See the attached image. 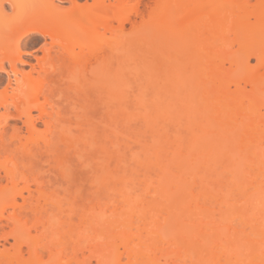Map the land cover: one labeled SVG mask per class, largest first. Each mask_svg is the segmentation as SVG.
I'll return each mask as SVG.
<instances>
[{
	"label": "bare ground",
	"instance_id": "1",
	"mask_svg": "<svg viewBox=\"0 0 264 264\" xmlns=\"http://www.w3.org/2000/svg\"><path fill=\"white\" fill-rule=\"evenodd\" d=\"M129 1L72 0L64 11L54 0H27L24 17L16 24L0 25V73L8 74V62L13 75L0 91V107L7 109L5 119L19 120L24 129L13 127L0 139V154H9L12 164L4 166V176L15 188L5 205L14 206L15 197L29 190L28 179L37 181L38 194L29 214L35 216L41 199L60 210L69 204L60 202L55 190L57 199L44 191L47 181L41 183L25 167L46 161L57 172L64 171L65 153L87 142L85 127L90 124L83 122L88 119L81 112L87 107L85 94L93 98L90 92L105 90L106 104L113 105L107 104L105 111L111 145L103 148L101 170L97 166L96 179L103 180L99 187L111 178L117 185L142 178L154 209L163 211L160 222H170L173 240L185 248L171 254L183 264L181 256L191 264H264V1L250 5L236 0H153L148 11ZM5 3L20 6L17 0H0V18ZM137 17L140 22L133 19ZM126 23L131 27L126 29ZM32 33L48 37V46L37 71H18L16 62L23 63V54H28L23 40ZM129 63L132 67L126 66ZM124 73L133 75L131 93ZM9 91L12 112L6 108ZM130 121L142 125L139 133L130 132L133 137L124 129ZM24 132L32 140L30 147L21 142ZM128 138L138 149L126 153L132 166L122 149ZM17 181L24 186L16 189ZM4 190L0 186L1 194ZM88 220L96 222L91 217L84 222ZM57 221L65 226L68 241L74 235L78 241L80 234L83 238L86 226L80 228V222ZM25 223L13 218L15 250L0 249V264H24L20 245ZM29 247L35 255L36 244ZM90 250L82 259L96 257ZM101 256L103 260L101 252L96 261ZM88 259L80 264L90 263ZM142 259L138 262L146 264ZM149 263L155 261L151 258Z\"/></svg>",
	"mask_w": 264,
	"mask_h": 264
},
{
	"label": "rangeland",
	"instance_id": "2",
	"mask_svg": "<svg viewBox=\"0 0 264 264\" xmlns=\"http://www.w3.org/2000/svg\"><path fill=\"white\" fill-rule=\"evenodd\" d=\"M17 1L19 2L20 6L16 8L11 7L8 3H5L3 5L4 15L0 18L1 26H6L7 24L8 25L16 24L22 17L25 16V14L29 12L28 11L29 4L27 0H17ZM71 1L72 0H54V3L59 5L65 11L69 9ZM77 1L84 2V0H77ZM236 1L237 2L245 1L248 4L253 5L258 0H236ZM105 2L111 3L113 2V0H109V2L105 0ZM152 2L153 0H130L129 4L135 5L139 10L141 9L143 11H148L147 9L149 6H151ZM133 19L136 20V22L138 20L140 22L141 18L137 17V19L136 18ZM129 24L130 23L125 24L126 29L131 27L130 26L131 24L130 25ZM23 41H24L23 50L26 51L28 54H23L22 56L23 63L16 62L17 70L26 72L33 68L36 69L35 71H37V69H39L38 64L42 61L43 49L48 46L47 42L49 41V38L42 37L39 34L32 33L27 35ZM235 48L236 45H234V49ZM134 62H132V64H134ZM254 63H255L254 59H251L250 65H254ZM132 64L129 63V65L126 64V66L130 67ZM227 66L228 65L225 64V67ZM4 67L6 68L8 74L0 73V91L4 87L8 75H10V77L13 76L8 62H5ZM130 71L132 72V68H130ZM127 72L129 71L127 70ZM124 74L127 77H129L128 84H131L130 82L132 83L134 82L135 85V81L130 78L131 76H133L132 73L130 74L124 73ZM240 85L241 87H244L246 90H249L250 88L249 85H244V83L242 82ZM132 86L133 85L131 84L130 89L128 88L130 90V91L128 90L130 93L132 90L134 91L135 88V86H133V88ZM94 88H97L98 90H100L101 88L102 90H104L102 87L99 88L93 87V90ZM136 88H137V84H136ZM233 88L234 87L231 85L230 89L233 90ZM88 89L89 88H87L86 90ZM102 90H100L99 92H101ZM103 93L90 92V94H93V98L89 94L88 95L85 94V96L89 97L86 98L87 107L86 110L84 107V111H81L82 110L81 108V110H79V113L80 111L85 112L84 115L86 119H88V121L83 119L84 116L82 113H80L81 116H83L82 117V119L84 120L83 122H85L86 125L90 124V127L84 126L85 129L87 128L89 130L86 136L87 142L85 140L87 145L83 142L84 140L82 141V139L85 138V136L83 135L80 141L83 142V144L85 145L83 144L81 145L79 143L80 144L78 145L79 147L77 146L75 147L77 148L76 150L70 151L69 149L70 152L69 154L66 151H64L67 148L65 147L63 148L64 149L63 152L64 153L66 152L65 153L66 158L64 157L65 160L62 161V165H61L62 167H64V171L61 167L62 170L58 168L59 172H57L55 168L51 167L53 165L51 166L50 164L47 165L46 161L44 163L43 160H42L43 162L41 163H37V164L33 163V165H27L25 167L27 168L26 171L29 170L34 171L38 175L36 176L35 174L36 178L39 177L40 181L41 179L42 181L43 180L47 181V184L45 186L46 189L44 191L46 190L51 191L50 195H52L53 197L55 190L57 193V195L55 196H57L60 202L61 200L62 203L69 202V204L64 205L63 208L61 207L62 210L59 209V206L58 207L56 205L52 206V204L50 205V203H48L49 205L46 206L41 199V201L38 200L39 202L38 205H40L41 207L40 206L37 207L35 216L32 215V213L30 214L28 213L29 207L33 206L31 204H34L37 201V197H38V194H36L37 186L34 184L35 181L34 179L32 180L33 182L30 179H28L29 190L23 189L21 195L15 197L16 204L14 206H6L5 201L11 198L13 190L15 188L12 187V185L9 182H7L6 177L4 176V166L9 167L12 165L11 161H9L8 158L9 154H0V186L2 188L3 187L5 188L3 194L0 193V215H1L0 249H6L10 253L14 252L15 241L14 238L11 236V232L14 228L13 218L15 216H18L21 218L22 221L24 220L26 222L25 223L26 231L23 233L22 243L20 245L21 258H22L21 260L24 264H77L74 261L75 258L78 261V264H80L84 260L82 258H86V256L89 257L91 253L90 249H92V252L96 251L95 254L96 257L93 253L94 255L93 257L95 258L93 259L91 258V260L87 258L88 260H90V263L88 261L85 264H99V261L100 262L103 261L101 264H123V263L128 264L126 261H130L129 264L131 263L140 264V262L138 261H140V259L143 258V255L146 258L142 260L143 262L146 261V264L149 263L151 258L153 261H155V264H183V261H179L180 260L179 257L176 260L174 259V257H172L171 254H173L176 251V249L177 250L180 249V251H185V248H183L182 245H179V242L173 240L174 238L172 237L171 234L172 231L169 225L170 222H160L161 217L163 216V211L161 210V207L158 208V212L156 209H154L155 207L152 202L153 200L152 197L150 196L151 193L150 191L147 190V183H143L142 178H140V180L139 178L137 179L135 178L136 180L133 179V182L128 179L129 180L128 182H126L127 180L124 181V183L126 182L125 183L126 185L122 184L121 182H120L121 184L119 183L120 185H117L118 183L117 182L113 183L111 178L109 179L110 181L107 180L105 183H103L105 184L106 188L104 187L103 184H101V186L99 187L100 185L99 182H102L103 180H101L102 178L96 179L97 172L99 173L97 168L100 166L99 162L100 164H102V162L105 159L104 158L105 155L103 156L102 153L104 152L103 150L104 149L109 150V146L111 145L110 144L111 130L110 131L108 130V128L111 129V127H108L109 123H107L108 122L107 120L109 119H108V114L105 113V111L109 110L108 109L109 106H113L112 104L109 105L108 103L107 104L109 106H107L106 104V102H108L106 100L107 98L105 97L106 102L104 100V96H106L105 90ZM8 95L9 96L7 97L6 108H8L10 112H12L14 110V106L11 103V97L13 93L9 91ZM76 101L77 100H75V102ZM63 103H67V102L64 101ZM83 104L85 106V103ZM6 110L7 109H5L4 107H0V139L5 133L9 132L13 127L18 126L22 128L21 122L19 120L10 117L7 119L4 118L3 114L7 112ZM68 114L71 116L70 113ZM69 115H67V117H70ZM112 123L114 122L112 121ZM42 125L43 124L41 122L38 124L40 130H43L44 128ZM84 127H83L84 131L82 130L81 133L84 132V134L86 135V131ZM124 129L125 131L129 130L127 131V135L133 137L132 135H134L135 132L139 133V130H142V125L140 124V122L130 121L127 124H125ZM22 130L24 129L22 128ZM101 130H103L102 133ZM108 131H109V135L107 134ZM130 132H133L134 134L131 135ZM143 138L147 139V135H144ZM21 142L27 145L28 147L33 145L32 140L29 138V135L25 132L23 133ZM131 143L132 141H130L129 138L125 139L124 141L125 145L123 146L124 148H126L127 146L128 147L126 149L127 152H125L126 150L122 148L124 151V155H126V153L131 154L130 152L132 151L134 152V150L136 149L135 147L136 145ZM131 147L134 148L132 149ZM129 154L125 156L126 161L128 163H129V158H128ZM52 161L54 160H51L50 163ZM109 162L111 163L109 164L113 167L112 163L114 164V161L110 160ZM129 165L132 166L131 163H129ZM55 167L57 168V164ZM55 172H57V174H55ZM62 172L64 174L63 175L64 177L60 176ZM31 174L33 175V172ZM33 176L31 178H34ZM94 180H96V182H94ZM42 181L41 183H43ZM36 182L37 181H35V183ZM23 186H24L23 182L17 181L16 189H20ZM71 202L72 204L74 202V204L77 206L76 207L75 205H73L74 208L72 207L74 213L72 212V210H70L71 207L70 209H68ZM80 217L81 218L84 217V219L86 218V220L91 217L94 218L96 222H89V220L87 222H84L86 220L84 219L79 220ZM98 219H101V222ZM104 219H108L109 222H102ZM57 220H59V222H67V220H71L70 222H74V223L80 222L79 225L80 226L83 225V227L80 228L84 229L85 226L89 228L86 229L85 227L84 231L81 230L84 233V234L82 233L83 238L81 240H80L81 234L79 236V241H78V239L76 238L73 232L72 235H74L75 237L73 236L72 240L68 241L66 235L67 233L65 231V226H63L64 228H61ZM117 220H121V221L126 220V222H116ZM48 222H50V224H46ZM90 223H93V227H91V225L88 226ZM45 224L46 226L48 225V227H46ZM174 228L175 227H173V229ZM245 231H248L247 227L245 228ZM89 236L91 240L89 238H88L89 240L87 239V237ZM84 239H86L87 241L85 242ZM31 243L36 244L37 253L34 252L35 255L31 252V249L29 247ZM101 252L104 255L103 260L101 256V259L99 261H96L98 260V256L100 257ZM127 256H129V260H127L126 258ZM130 256H132V258ZM133 256L134 258L135 257L137 258L134 259ZM170 256H171V260H169ZM181 258L184 259L185 264H191L190 262L187 263L189 260L188 261L186 260L187 262L185 261L186 257L181 256ZM157 261L158 263H156Z\"/></svg>",
	"mask_w": 264,
	"mask_h": 264
}]
</instances>
